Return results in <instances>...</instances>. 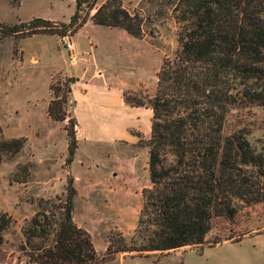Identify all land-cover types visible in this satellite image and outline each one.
<instances>
[{
	"label": "rangeland",
	"instance_id": "374dc122",
	"mask_svg": "<svg viewBox=\"0 0 264 264\" xmlns=\"http://www.w3.org/2000/svg\"><path fill=\"white\" fill-rule=\"evenodd\" d=\"M177 3L98 0L79 35L82 44L89 35L103 42V77L123 87V96L132 102L154 97L163 61L172 60L179 48ZM73 11L69 0H0V22L6 25L32 18L66 23ZM61 38L38 34L0 40L1 133L7 140H24L16 157L0 163V212L11 218L0 246V264H31L20 247L24 222L37 210V200L56 203L54 198L65 192L69 177L76 190L72 221L89 234L100 258L105 256L109 238L121 237L131 244L142 207L141 190L150 185L149 138L136 131H130L134 143L77 145L73 161L65 164V123L50 120L42 110L44 100L51 99L50 84L54 82L62 97L64 79L69 78L56 74L47 86L49 73L68 55ZM251 44L256 62L249 82L264 86V34ZM33 102L37 107H32ZM239 131L259 152L264 143V103L226 109L223 138ZM241 167L243 175L232 170L223 177L224 191L237 204L236 214L232 219L214 217L202 244L149 255L121 252L104 264H264V199L250 206L242 200L250 183L257 182L255 177L264 181V176L250 165Z\"/></svg>",
	"mask_w": 264,
	"mask_h": 264
},
{
	"label": "trees",
	"instance_id": "16d2710c",
	"mask_svg": "<svg viewBox=\"0 0 264 264\" xmlns=\"http://www.w3.org/2000/svg\"><path fill=\"white\" fill-rule=\"evenodd\" d=\"M69 1L74 11L66 23L41 18L17 25L0 22V40L38 34L73 36L98 0ZM175 12L179 48L172 60L163 61L154 97L132 102L124 96L131 107L148 106L152 112L150 185L141 190L142 207L131 244L121 237L109 238L105 256L97 255L89 234L72 221L76 190L69 177L65 192L54 198L56 203L37 200V210L24 222L20 247L27 262L104 264L121 252L138 256L200 245L214 217L232 219L237 212V204L224 191L223 177L232 170L243 175L241 165H250L264 176V143L256 152L240 131L226 139L222 136L229 106L264 103V86L249 82L256 62L251 43L264 34V0H178ZM74 82L64 79L62 97L54 82L50 84L46 108L50 120L65 123L67 165L77 149V124L67 109L73 106ZM23 143V139H4L0 128V163L16 157ZM255 178L257 182H251L243 194L244 205L264 199V181ZM10 223L11 218L0 212V246Z\"/></svg>",
	"mask_w": 264,
	"mask_h": 264
},
{
	"label": "crops",
	"instance_id": "0c3cea01",
	"mask_svg": "<svg viewBox=\"0 0 264 264\" xmlns=\"http://www.w3.org/2000/svg\"><path fill=\"white\" fill-rule=\"evenodd\" d=\"M87 23L70 37L75 58L69 60L64 54L61 63L47 78V86L56 74L75 79L70 99L73 102L71 114L77 124L75 138L78 148L81 145L103 147L117 141L134 143L135 136L130 131L150 138V110L128 105L123 96L125 89L117 83L106 82L103 77V42L99 44L89 35L84 36L85 43L82 44L79 35ZM47 104L48 101L44 100L43 111ZM32 107H37V102H33Z\"/></svg>",
	"mask_w": 264,
	"mask_h": 264
},
{
	"label": "built area",
	"instance_id": "2783aa9c",
	"mask_svg": "<svg viewBox=\"0 0 264 264\" xmlns=\"http://www.w3.org/2000/svg\"><path fill=\"white\" fill-rule=\"evenodd\" d=\"M61 39H62V43L64 45L65 50L68 52V57L70 58V60H73L75 58V55H74V50L72 47V43L69 40V37L65 36V37H62Z\"/></svg>",
	"mask_w": 264,
	"mask_h": 264
}]
</instances>
